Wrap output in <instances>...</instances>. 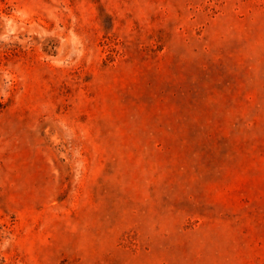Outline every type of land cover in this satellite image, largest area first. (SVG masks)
Wrapping results in <instances>:
<instances>
[{"label":"rangeland","instance_id":"obj_1","mask_svg":"<svg viewBox=\"0 0 264 264\" xmlns=\"http://www.w3.org/2000/svg\"><path fill=\"white\" fill-rule=\"evenodd\" d=\"M0 264H264V0H0Z\"/></svg>","mask_w":264,"mask_h":264}]
</instances>
